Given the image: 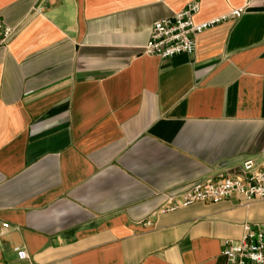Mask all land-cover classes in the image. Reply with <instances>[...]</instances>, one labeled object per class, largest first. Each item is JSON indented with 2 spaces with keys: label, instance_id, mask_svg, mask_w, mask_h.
I'll return each instance as SVG.
<instances>
[{
  "label": "crops",
  "instance_id": "obj_1",
  "mask_svg": "<svg viewBox=\"0 0 264 264\" xmlns=\"http://www.w3.org/2000/svg\"><path fill=\"white\" fill-rule=\"evenodd\" d=\"M192 1L197 23L247 9L193 54L145 55ZM0 21V264H225L264 222L238 195L158 211L262 161L264 0H0Z\"/></svg>",
  "mask_w": 264,
  "mask_h": 264
},
{
  "label": "built area",
  "instance_id": "obj_2",
  "mask_svg": "<svg viewBox=\"0 0 264 264\" xmlns=\"http://www.w3.org/2000/svg\"><path fill=\"white\" fill-rule=\"evenodd\" d=\"M201 5L198 1L188 3L172 16L156 20L143 53L161 59H169L178 54H193L196 49L197 36L221 22L237 19L243 15L247 6L239 7L230 12L197 23L196 14ZM13 29L0 21V46L6 44ZM238 195L246 205L264 200V154L260 163L253 158L243 162L238 175H218L194 183L183 193L166 194L160 213L176 211L195 203H217ZM146 225L151 222L147 221ZM20 258L29 256L27 250L16 247ZM222 255L225 264H264V222L246 224L244 233L239 240H227Z\"/></svg>",
  "mask_w": 264,
  "mask_h": 264
}]
</instances>
